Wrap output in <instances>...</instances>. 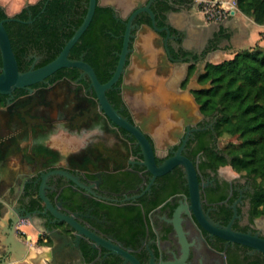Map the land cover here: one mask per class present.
<instances>
[{
  "label": "flooded vegetation",
  "instance_id": "1",
  "mask_svg": "<svg viewBox=\"0 0 264 264\" xmlns=\"http://www.w3.org/2000/svg\"><path fill=\"white\" fill-rule=\"evenodd\" d=\"M48 1L26 0L19 12L8 14L16 17L25 10L28 19L14 21L31 25V7L42 3L38 15L43 29L29 36L18 53L23 72L41 68L61 54L83 23L90 0H72L69 8L57 10L52 24L42 16ZM190 6L185 0H98L89 27L68 57L90 65L101 84L110 82L132 19V34L151 39L158 67L165 58L173 65L172 75L165 89L146 83L147 75L141 74L138 90H126V72L133 63L130 52L106 96L138 128L142 119L154 117L146 137L156 165L179 155L195 170L194 188L182 163L157 176L142 166L143 149L127 130L106 121L89 90V75L79 68H60L42 82L16 89L11 97L0 94V216L6 210L34 223L24 222V230L18 227V236L30 246L27 258L38 252L46 258L42 264H264V251L224 238L199 219L200 215L214 227L264 241V216L256 215L253 206L254 180L212 159V151L223 149L216 117L202 110L196 96L202 88L194 82L202 85L216 36L205 46L190 44L187 31L173 25V16ZM0 8L6 10L1 3ZM134 47L132 38L129 48ZM101 159L109 168L93 170ZM48 165L76 173L84 168L77 174L84 188L58 177L46 192L77 230L65 218L52 216L49 208L41 215L47 205L38 189L30 192L31 175ZM5 186L14 192L4 191ZM25 204L23 213L20 206ZM53 229L60 236H50Z\"/></svg>",
  "mask_w": 264,
  "mask_h": 264
},
{
  "label": "water",
  "instance_id": "2",
  "mask_svg": "<svg viewBox=\"0 0 264 264\" xmlns=\"http://www.w3.org/2000/svg\"><path fill=\"white\" fill-rule=\"evenodd\" d=\"M98 5V0H90L87 14L84 18L81 26L76 30L74 35L67 42L65 47L63 48L61 54L53 61L48 63L47 65L37 68L34 70H30L27 72H23L19 68V62L17 60L11 37L8 33V30L5 26L6 22L19 20L15 16H10L7 19L0 20V54L2 59V66L0 67V94L13 96L16 89H24L36 83L42 82L48 76L56 72L58 69L63 67H76L80 70H83L85 73L89 75V90L95 93V99L97 102L101 104V112L104 114V117L107 122L112 125L122 127L127 130L132 137H134L141 146L144 151V162H142V166L147 168L149 172L157 175H162L172 169L178 163H182L186 166V170L188 173V178L191 187H195L197 184V178L195 174V170L190 162L185 161L179 155L167 160L160 166H157L155 163V155L153 152V148L150 145L149 140L146 137V133L149 131L148 125L154 121L153 116H149L144 118V122H140V128H138L133 122L124 118L117 110L109 102L106 96V90L111 88L112 85L117 81L119 75L123 71V66L125 64L127 55L132 52L133 53V63L130 68L126 72L127 83L124 85V88L131 92H136L138 90V86L136 82L140 78L141 74L147 75L145 78L146 83L157 85L158 89H165V83L171 77L173 71V65L168 63V61L164 58L162 67H158L159 58L157 53L155 52V45L149 39V37H140L132 34V26L131 21L128 23L126 34L124 37V46L123 51L121 53V58L119 62L118 69L115 73V76L112 80L106 84H101L93 70V68L85 63L84 61H74L69 59L68 55L72 49V47L76 44L82 34L89 27L95 11ZM27 9L29 6L27 4ZM145 10L149 11L151 16L154 18V13L150 9L149 6L145 8ZM150 30V28H149ZM157 31L161 29L156 28ZM149 32V31H148ZM170 31L168 30V33ZM150 34V32H149ZM132 38H135V49H130L129 44ZM161 38L158 41V46L161 45ZM159 54L161 52L160 48H158ZM167 65V69H165L164 65ZM165 70V73L163 71ZM32 91V90H31ZM158 94V93H157ZM156 94V95H157ZM155 95V96H156ZM159 95V94H158ZM97 161V160H95ZM98 164V165H96ZM93 170L100 169H108L109 165L107 161L101 159L98 160V163L95 162L93 165ZM83 166L79 167V171H83ZM95 170V171H96ZM75 169H60L58 167H54L51 165L44 166L41 170H37L34 172V175H31V180L28 182L31 185L30 192L38 189L39 196L46 203V208L40 212L41 215H46L48 208L51 211L52 216L54 217H62L65 218L64 215L60 214L54 206L53 201L47 197L46 192L49 188V185L52 181H55L58 177H63L71 182L73 185H76L78 188H84L77 178L78 173H74ZM89 182V181H88ZM13 191L12 186H5L3 190ZM194 192V191H193ZM13 207V202L11 203ZM27 205L25 204L23 207L20 206L21 211L25 213L27 209ZM16 210H18L16 208ZM200 222L207 227L209 230L213 231L218 235H222V237L227 238L229 240L237 241L240 243H244L253 247H257L258 249L264 251V241L258 240L255 237H251L249 235H244L240 233H233L230 230H224L222 228H217L208 223L204 218L199 215ZM68 224H70L75 230H77L78 225L74 223L71 219L65 218ZM29 222L34 226V223L23 216L21 218H16L9 213V211L3 210L0 216V264H16L18 262L24 261L29 255L30 246L27 242L22 240L18 236V227L23 225L24 222ZM37 231H40L37 229ZM49 232V231H48ZM24 233V232H22ZM50 236H60L58 229L50 230ZM31 238V235L29 236ZM47 257V256H46Z\"/></svg>",
  "mask_w": 264,
  "mask_h": 264
},
{
  "label": "trees",
  "instance_id": "3",
  "mask_svg": "<svg viewBox=\"0 0 264 264\" xmlns=\"http://www.w3.org/2000/svg\"><path fill=\"white\" fill-rule=\"evenodd\" d=\"M72 3V0H49L42 14L44 22H55L57 10L67 9ZM41 5L31 7L32 20L35 18L31 25L21 21L5 23L18 62V53L27 38L40 35L43 29V21L38 15ZM238 6L257 24L264 25V0H238ZM100 10L102 8L98 7L97 11ZM16 17L26 21L27 11ZM7 18L8 14L0 8V20ZM258 50H241L231 59L207 63L200 78L201 84L206 87L196 91V96L202 110L216 117L215 131L218 136L227 135L239 140V143L228 144L220 153L212 151V159L220 165H230L254 180L255 214L264 216V51Z\"/></svg>",
  "mask_w": 264,
  "mask_h": 264
},
{
  "label": "crops",
  "instance_id": "4",
  "mask_svg": "<svg viewBox=\"0 0 264 264\" xmlns=\"http://www.w3.org/2000/svg\"><path fill=\"white\" fill-rule=\"evenodd\" d=\"M202 21L203 18L194 15L191 10L173 16V25L179 30L187 31L190 44L194 42L198 46H205L216 36L212 49L207 54L206 63H218L219 58H229L234 48L242 50L257 43L264 44V25L257 24L240 11L220 22L203 23ZM24 229L25 227L20 226V230ZM44 259H46L44 256L34 252L26 262L16 264H42Z\"/></svg>",
  "mask_w": 264,
  "mask_h": 264
},
{
  "label": "rangeland",
  "instance_id": "5",
  "mask_svg": "<svg viewBox=\"0 0 264 264\" xmlns=\"http://www.w3.org/2000/svg\"><path fill=\"white\" fill-rule=\"evenodd\" d=\"M211 1H214V0H193V2L191 3V6H190L191 12L196 16L202 17L203 23L220 22L219 20L210 19L208 17V14H206V9L208 8V6H210L209 4L211 3ZM25 2H26V0H0V3L6 9L5 10L6 13L9 15H13V14H16L17 12H19ZM238 11L242 12L239 9V6H238ZM234 49L231 50L232 52H231V54H230L231 56H229V58H227V59L226 58H219L218 61L222 62L224 60L231 59L234 57L236 52L241 51V50H236V49L234 50ZM246 49H259L258 51L263 52L264 51V44L262 45V44L257 43L255 45H252L249 48L247 47V48L242 49V50H246ZM220 62H218V63H220ZM194 85H195V87H200V88L206 87V85H197L195 82H194ZM219 138H220L219 140H220L222 148H225L230 143H239V140L237 137H231V136L223 135V136H220ZM227 169L231 170L230 166H228Z\"/></svg>",
  "mask_w": 264,
  "mask_h": 264
},
{
  "label": "built area",
  "instance_id": "6",
  "mask_svg": "<svg viewBox=\"0 0 264 264\" xmlns=\"http://www.w3.org/2000/svg\"><path fill=\"white\" fill-rule=\"evenodd\" d=\"M209 5L206 14L213 20L222 21L238 11V0H214Z\"/></svg>",
  "mask_w": 264,
  "mask_h": 264
},
{
  "label": "clouds",
  "instance_id": "7",
  "mask_svg": "<svg viewBox=\"0 0 264 264\" xmlns=\"http://www.w3.org/2000/svg\"><path fill=\"white\" fill-rule=\"evenodd\" d=\"M102 134V133H101ZM86 146V145H85Z\"/></svg>",
  "mask_w": 264,
  "mask_h": 264
}]
</instances>
